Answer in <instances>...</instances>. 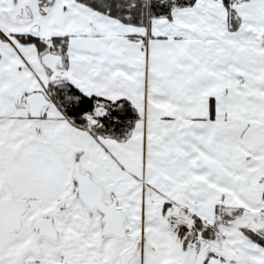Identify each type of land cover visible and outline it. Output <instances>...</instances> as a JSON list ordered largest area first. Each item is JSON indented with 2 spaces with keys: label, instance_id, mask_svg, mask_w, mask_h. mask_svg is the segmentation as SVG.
<instances>
[{
  "label": "snow or ice",
  "instance_id": "1",
  "mask_svg": "<svg viewBox=\"0 0 264 264\" xmlns=\"http://www.w3.org/2000/svg\"><path fill=\"white\" fill-rule=\"evenodd\" d=\"M0 264H264V0H0Z\"/></svg>",
  "mask_w": 264,
  "mask_h": 264
}]
</instances>
